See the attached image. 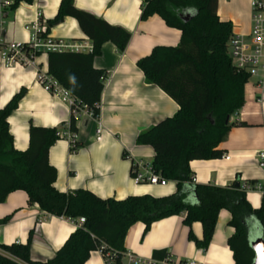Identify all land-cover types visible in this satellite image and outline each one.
I'll return each mask as SVG.
<instances>
[{
    "label": "trees",
    "instance_id": "16d2710c",
    "mask_svg": "<svg viewBox=\"0 0 264 264\" xmlns=\"http://www.w3.org/2000/svg\"><path fill=\"white\" fill-rule=\"evenodd\" d=\"M38 0H14L19 4H33ZM141 20L153 16L162 18L167 27L181 32L176 47L157 46L137 62L147 84L161 89L178 106L177 113L162 120L136 139L137 146H148L154 151L151 171L162 182H174L175 194L166 197L131 196L125 200L101 199L90 191L77 190L61 193L55 188L57 171L49 163L50 149L63 138L56 128L30 125L29 147L25 152L14 149V139L8 119L16 111L26 94L21 90L0 110V204L14 192H25L29 205H38L48 215L74 221L85 219L47 262L31 258L33 232L25 245L0 244V264H87L90 255L102 246L115 254L121 264L126 253L125 238L137 223H143L147 235L151 226L175 216L183 215V225L189 229L188 239L198 250L206 252L213 239L219 214L231 215L228 226L234 230L228 240L234 264H253L251 234L257 231L264 238V195L261 206L254 209L247 194L235 182L229 187L193 184L190 163L223 158L220 144L234 126L230 118L245 103V86L249 75L238 71L228 55V43L233 26L218 17V0H142ZM191 12V20L182 16ZM77 21L81 32L91 41L92 51L47 52L48 76L67 90L81 107L99 117L101 95L106 73L96 69L95 59L101 57L103 46L112 43L123 53L131 34L122 27L111 26L101 18L77 9L74 0H62L57 15L47 22L46 34L63 23L65 18ZM28 56L39 55L25 48ZM227 120L229 122L227 123ZM77 117L70 118L69 131L77 133ZM235 126L249 127L246 123ZM70 152L76 153L82 144L71 143ZM134 175V174H133ZM7 220L0 221V224ZM194 223L202 226V238L194 236ZM167 251H155L152 258L160 260Z\"/></svg>",
    "mask_w": 264,
    "mask_h": 264
},
{
    "label": "crops",
    "instance_id": "0c3cea01",
    "mask_svg": "<svg viewBox=\"0 0 264 264\" xmlns=\"http://www.w3.org/2000/svg\"><path fill=\"white\" fill-rule=\"evenodd\" d=\"M61 2L38 0L31 5L19 4L0 28V42L3 45L27 43L39 28L47 30V22L57 15ZM142 3V0H74L77 9L131 34L123 53H119L112 43H106L101 49V57L95 59V68L106 73L99 117L94 119L87 109L79 112L75 136L82 147L76 153L70 152L71 143L64 136L72 115L70 107L49 95L39 80L48 74L47 51L39 50L34 64L29 66L12 64L7 68L0 60V110L21 90L26 91L8 119L14 149L19 152L28 149L31 124L63 132V138L49 151V163L57 171L55 188L62 194L87 190L104 200L122 201L131 196L161 198L177 191L174 182L153 185L134 181L136 173L151 171L154 158L151 147L136 145L138 135L173 117L179 110V106L161 89L146 83L137 62L157 46H178L181 32L167 27L158 16L142 21ZM217 14L220 20L232 23V36L250 35L251 0H218ZM47 38L67 46L66 51L77 52L76 48L92 47L77 21L69 17L53 27ZM230 123L234 126L219 147L223 158L190 163L193 184L222 188L235 182L241 187L257 183L264 185V170L259 168L257 160V154L264 151V71L246 84L244 106L230 118ZM239 123H246L249 127L235 126ZM99 128L100 141L97 140ZM262 198L261 193L247 194L254 209L260 208ZM183 218L181 215L159 220L144 237L145 225L135 224L126 235V251L145 260L151 259L155 251L165 250L172 257H185L205 264H234L228 247L234 230L228 226L231 215L227 211L220 212L206 252L198 250L189 241L190 231L183 225ZM3 220L7 221L0 224V244L25 245L32 231L31 258L40 262L53 259L77 229L74 221L43 213L36 204L29 205V198L22 191L10 194L0 204V221ZM191 230L196 238H202L200 223H194ZM94 255L97 256L92 261ZM87 264L104 262L97 252H93Z\"/></svg>",
    "mask_w": 264,
    "mask_h": 264
},
{
    "label": "built area",
    "instance_id": "2783aa9c",
    "mask_svg": "<svg viewBox=\"0 0 264 264\" xmlns=\"http://www.w3.org/2000/svg\"><path fill=\"white\" fill-rule=\"evenodd\" d=\"M14 0H0V28L2 29L4 21L8 14L13 10ZM252 9V31L248 37L232 36L228 43V55L231 59L232 65L238 71H243L249 75L250 79L257 76L260 71H264V0H251ZM46 34V28H39L27 43L16 44L11 43L3 45L0 42V60L4 67L9 68L12 64L21 66H29L34 64L33 53L28 56L25 48H30L32 52L45 49L47 52H64L67 46L63 44L51 42L48 38L42 39L41 36ZM77 52L90 53L92 47L76 48ZM43 89L52 96L61 100V102L68 105L74 116H78L79 112L86 107H81L77 113V102L70 95V93L62 88L54 79L48 75L39 77ZM73 143L76 141L75 134L69 131V125L64 134ZM97 140H101V129L97 130ZM229 160V157H226ZM259 168L264 170V151L257 154ZM136 184H165L160 181L158 176L152 171L147 174L136 173L134 176ZM194 183V182H193ZM242 189L247 192H257L264 195V185H244ZM85 224V219L81 218L77 221V226L80 227ZM106 247L102 246L97 253L101 256L104 264H116L115 254L112 252H105ZM121 264H205L191 259H182L172 257L167 254L159 261L156 259H142L134 254L127 252L123 255Z\"/></svg>",
    "mask_w": 264,
    "mask_h": 264
},
{
    "label": "water",
    "instance_id": "95a60500",
    "mask_svg": "<svg viewBox=\"0 0 264 264\" xmlns=\"http://www.w3.org/2000/svg\"><path fill=\"white\" fill-rule=\"evenodd\" d=\"M192 13L187 12L182 16V20L188 21L191 20ZM229 120H227V123ZM236 187H240V184H236ZM251 249L254 252V261L253 264H264V238L259 234V236L250 242Z\"/></svg>",
    "mask_w": 264,
    "mask_h": 264
},
{
    "label": "rangeland",
    "instance_id": "374dc122",
    "mask_svg": "<svg viewBox=\"0 0 264 264\" xmlns=\"http://www.w3.org/2000/svg\"><path fill=\"white\" fill-rule=\"evenodd\" d=\"M143 2V1H142ZM254 192H247V194H253ZM259 236V233L257 231H254L253 234H251V239L252 240H255L257 237ZM97 255H94L92 256V261L94 260V258L96 257ZM175 258L179 259V260H182V259H188V258H185V257H179V256H174Z\"/></svg>",
    "mask_w": 264,
    "mask_h": 264
}]
</instances>
